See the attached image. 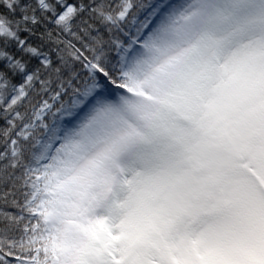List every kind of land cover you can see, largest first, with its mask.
I'll use <instances>...</instances> for the list:
<instances>
[{
  "label": "snow or ice",
  "instance_id": "obj_1",
  "mask_svg": "<svg viewBox=\"0 0 264 264\" xmlns=\"http://www.w3.org/2000/svg\"><path fill=\"white\" fill-rule=\"evenodd\" d=\"M235 7L0 0V264H264V128L180 46Z\"/></svg>",
  "mask_w": 264,
  "mask_h": 264
},
{
  "label": "rangeland",
  "instance_id": "obj_2",
  "mask_svg": "<svg viewBox=\"0 0 264 264\" xmlns=\"http://www.w3.org/2000/svg\"><path fill=\"white\" fill-rule=\"evenodd\" d=\"M234 3L233 12L201 25L180 46L200 41V49L190 63L214 56L235 63L232 105L239 127L251 134L264 128V0H234ZM186 117L191 119L189 130L179 121L176 123L182 141L191 145L198 132L193 119Z\"/></svg>",
  "mask_w": 264,
  "mask_h": 264
},
{
  "label": "trees",
  "instance_id": "obj_3",
  "mask_svg": "<svg viewBox=\"0 0 264 264\" xmlns=\"http://www.w3.org/2000/svg\"><path fill=\"white\" fill-rule=\"evenodd\" d=\"M185 46V44L183 45V47ZM185 118H186V116H182V115H178L177 114V120H180V121H184L185 120Z\"/></svg>",
  "mask_w": 264,
  "mask_h": 264
}]
</instances>
